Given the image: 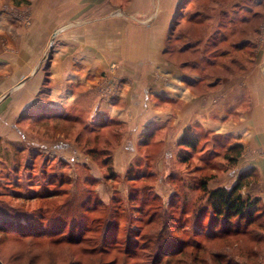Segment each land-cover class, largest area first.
Masks as SVG:
<instances>
[{"label":"rangeland","instance_id":"374dc122","mask_svg":"<svg viewBox=\"0 0 264 264\" xmlns=\"http://www.w3.org/2000/svg\"><path fill=\"white\" fill-rule=\"evenodd\" d=\"M129 2L0 0V260L264 264V170L243 169L264 153L245 152L207 125L197 127L193 109L189 121L167 115L183 100L171 104L154 95L148 109L145 103L146 88L168 83V70L187 83L195 78L188 89L206 103L222 80L240 75L254 51L242 39L260 31L264 0L179 3L160 63L142 61L149 76L142 70L136 84L116 60L96 80L77 68L67 83L51 69L60 71L67 56L83 48L96 53L105 35L119 40L114 33L125 20L153 22L132 17ZM115 22L122 26L114 32ZM136 88L146 110L168 116L165 124L139 127L137 116L121 109ZM211 108L204 121L215 122V113L227 110ZM189 136L193 148L182 145ZM237 181L241 195L256 201L252 218L214 220L209 191Z\"/></svg>","mask_w":264,"mask_h":264},{"label":"crops","instance_id":"0c3cea01","mask_svg":"<svg viewBox=\"0 0 264 264\" xmlns=\"http://www.w3.org/2000/svg\"><path fill=\"white\" fill-rule=\"evenodd\" d=\"M130 1L127 9H125L126 12H129L132 17H152L153 22L147 23L146 26H139L137 23L125 20L120 31L114 33L118 34V36L120 35L119 40L114 39V42H111L113 41L112 38L105 35L103 48L99 46L96 53L91 52L90 48H83V50L74 54V56H67L65 67L61 66L60 71H58L57 65H51V69L56 73L60 72L62 75H65L67 83L73 80L76 74L75 69L77 68L85 76L95 74L96 80L98 75L106 70L108 61L116 60L119 66H123L127 72L129 71L132 79L135 80L134 84L137 83L142 70L149 76V71L142 69L149 66H142L141 63H144L142 61L145 60L148 64L152 61V67L156 63H160L159 55H161L162 51V41L174 12L179 3H182L184 7L187 4L186 2L190 0H183V2H181L182 0ZM2 13L3 15L5 14L4 12ZM262 20L258 25V28L260 26V31L257 29L254 34H246L242 39L243 42H250L252 44L254 50L252 64L242 70L240 75L235 74L222 80L215 87V90L210 92L209 96H211L208 98L207 103V100H202L201 94L191 93L188 89L191 84L197 82L195 78L187 83L185 77H173L172 70H168L164 73L171 75L170 80L174 79L173 81L169 80L168 83L164 84L160 81H154L146 88V90L148 89V93L146 94L148 103L147 101L144 102L147 104V109L150 105L149 96H159L162 100L169 101L171 104L175 101L183 100V107L180 110H177L174 114L169 111L167 115H177L180 120L184 118L183 120L189 121L193 109V120L197 127L207 125L209 130L213 132V135L219 136L220 134L222 137L230 139L232 144H240L244 147L245 152L247 150H259L261 153H264V33H261V28H264V15L262 16ZM118 23L122 26L121 22ZM117 24L116 22L112 24L113 31L117 30V27L119 28V24ZM102 30L99 28V32L102 33ZM99 41H102L100 37ZM106 41L109 43L106 44ZM73 57L78 60L71 61L70 59ZM89 58L91 59L88 60ZM123 59L128 60L125 61ZM2 62L0 61L1 65L4 64ZM123 62L126 64L123 65ZM92 81L88 82L91 83ZM212 85L213 83L210 84V88L214 87ZM137 89L133 90L136 92L131 90L127 95V101L121 102L122 105L118 104L120 107L123 106L121 109L129 112L132 117L137 116L139 127L140 125L155 123L157 121L165 124L167 119H169L168 116L165 113H156L154 109L146 110L144 102L141 101L143 97L138 93ZM212 92L214 96H212ZM219 103L227 107V110L215 113L217 116L215 119L216 121H221V125L217 124L216 121H204L208 114L213 110L215 111L211 107L219 106ZM181 126L184 128L185 124ZM134 131H137L134 136L138 137L140 130L135 129ZM255 167L259 170H264V159L253 161V163L245 165L243 169Z\"/></svg>","mask_w":264,"mask_h":264},{"label":"trees","instance_id":"16d2710c","mask_svg":"<svg viewBox=\"0 0 264 264\" xmlns=\"http://www.w3.org/2000/svg\"><path fill=\"white\" fill-rule=\"evenodd\" d=\"M243 20L246 21V19ZM173 27L172 25L170 26L172 30ZM194 144L195 139L192 137H185L182 141V145L186 147L193 148ZM237 147L240 150L242 149L241 145H237ZM242 185L243 183L237 181V183L231 188L227 189L221 187L209 191V200L211 202L212 210L215 214L214 220H219L220 218H241L248 220L252 218L253 211L256 208V201L250 198H244L241 195L239 189L242 188Z\"/></svg>","mask_w":264,"mask_h":264},{"label":"water","instance_id":"95a60500","mask_svg":"<svg viewBox=\"0 0 264 264\" xmlns=\"http://www.w3.org/2000/svg\"><path fill=\"white\" fill-rule=\"evenodd\" d=\"M54 35H55V33H54ZM0 264H5V263H3V262L0 260Z\"/></svg>","mask_w":264,"mask_h":264}]
</instances>
